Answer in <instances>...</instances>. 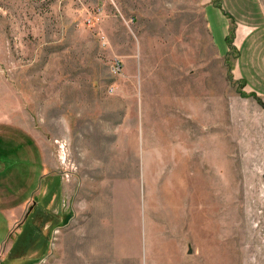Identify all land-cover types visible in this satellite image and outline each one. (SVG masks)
Listing matches in <instances>:
<instances>
[{
  "label": "rangeland",
  "instance_id": "rangeland-1",
  "mask_svg": "<svg viewBox=\"0 0 264 264\" xmlns=\"http://www.w3.org/2000/svg\"><path fill=\"white\" fill-rule=\"evenodd\" d=\"M79 263L264 264V0H0V264Z\"/></svg>",
  "mask_w": 264,
  "mask_h": 264
},
{
  "label": "bare ground",
  "instance_id": "bare-ground-1",
  "mask_svg": "<svg viewBox=\"0 0 264 264\" xmlns=\"http://www.w3.org/2000/svg\"><path fill=\"white\" fill-rule=\"evenodd\" d=\"M178 136V135H177ZM182 136V135H181ZM186 137V136H185ZM187 142V141H186ZM178 143V142H177ZM186 144V143H185ZM177 145V144H176ZM190 146V145H188ZM183 147V145H182ZM106 161V160H105ZM183 163V162H182ZM180 164V163H179ZM185 175V173L183 172V169H177L176 171V175H175V186L179 185L176 182L180 181L181 182V178ZM181 187V186H180ZM162 200L165 202V204L169 205V210L171 209L172 212L175 214L176 218L178 210L180 208V204L183 202L180 198V194L177 195H171L168 191V189L165 187L162 191ZM180 203V204H179ZM167 209V208H166ZM171 212V211H170ZM182 228V227H181ZM86 243V242H85ZM83 245V244H82ZM169 245V244H168ZM114 249V248H113ZM85 250V249H84ZM98 251V250H97ZM111 255V254H110ZM114 255V254H113ZM118 255V254H117ZM116 257V256H115ZM81 258V257H80ZM84 258V257H83ZM93 258V257H91ZM108 258V257H107ZM110 258V257H109ZM113 258V257H112ZM88 259V258H87ZM104 260V259H103ZM109 260V259H108ZM85 262V261H84ZM83 262V263H84ZM118 262V261H117ZM111 263V262H110ZM80 264V263H79Z\"/></svg>",
  "mask_w": 264,
  "mask_h": 264
},
{
  "label": "trees",
  "instance_id": "trees-1",
  "mask_svg": "<svg viewBox=\"0 0 264 264\" xmlns=\"http://www.w3.org/2000/svg\"><path fill=\"white\" fill-rule=\"evenodd\" d=\"M31 214H32V212H31ZM29 233L30 232L28 230V234ZM34 241L37 242V240L33 237L32 234H31V237H29V238H25L24 240H21L20 239V241L19 240L18 241H15V244H14L12 250H10V252L8 254L9 255L8 258L10 260H14L15 258H22L24 255H26L25 253L28 251L26 248L29 247V249H31V245L34 243ZM17 242H20V243H17Z\"/></svg>",
  "mask_w": 264,
  "mask_h": 264
}]
</instances>
